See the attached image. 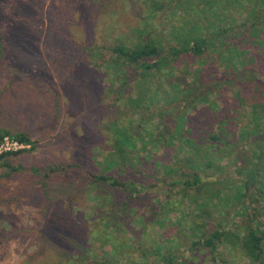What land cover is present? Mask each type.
Wrapping results in <instances>:
<instances>
[{
  "label": "rangeland",
  "instance_id": "374dc122",
  "mask_svg": "<svg viewBox=\"0 0 264 264\" xmlns=\"http://www.w3.org/2000/svg\"><path fill=\"white\" fill-rule=\"evenodd\" d=\"M179 1L185 0H0V131L27 134L36 143L34 150L26 145L25 153L7 158L16 170L0 169V264H259L246 258L233 235L214 252L204 247L203 240L222 227L232 234L258 228L264 238V161L256 181L250 183L239 174L235 158L239 155L243 163L244 157L250 159L264 137V97L253 94L249 85L247 100L241 101L238 89L220 78L210 80L212 73L225 75L233 66L229 60L211 61L207 67V61L201 64L186 56L176 63L181 69L174 76L170 69L169 78L167 71L151 73L146 84L148 95L154 97L147 96L137 110L142 67L106 68L118 59L114 44L130 46L156 39L169 47L177 43L170 39L173 28L183 32L195 19L199 21L201 9V20H216L201 5L203 0H189L184 9ZM262 1L244 0V9L230 11L248 12ZM222 3L228 8L234 5ZM235 13L227 16L232 28L241 32L249 26L243 21L247 16ZM263 56L258 66L264 73ZM121 70L126 72L123 82L118 77ZM195 72L201 74L202 85L194 81ZM178 83L182 89L191 84L198 89L189 98L183 95L187 101L183 97L177 101L172 88ZM216 99L218 111L213 113L211 102ZM254 107L260 119L253 116ZM136 111L145 117L153 114L150 123L138 126ZM230 111L225 138L243 153L220 142L212 149L206 145L211 129L220 133L217 126H210L214 123L210 119ZM181 112L193 119L183 129V136L187 127L196 131L200 151L193 159H200L204 168L208 155L215 152V165L198 170L214 183L211 192L217 199L209 201V207H203V195L195 191L190 192L195 199H186L184 185L173 187L167 176L161 178L164 169L160 173L154 161L138 167L132 163L149 152L167 164L176 160L175 147L167 142L168 149L155 150L148 144V151H140L138 140L130 160L112 170L106 167L114 149L115 122L138 139L146 127L155 134L158 124L165 132L173 131ZM253 119L262 132L238 140L243 125L256 127ZM179 155L180 160L190 159L187 150L181 149ZM180 166L192 172L184 161ZM101 174L132 186L120 189L98 181ZM140 185L145 187L142 193Z\"/></svg>",
  "mask_w": 264,
  "mask_h": 264
},
{
  "label": "trees",
  "instance_id": "16d2710c",
  "mask_svg": "<svg viewBox=\"0 0 264 264\" xmlns=\"http://www.w3.org/2000/svg\"><path fill=\"white\" fill-rule=\"evenodd\" d=\"M188 1L189 0L179 1L178 6L180 5V9H184V5ZM203 1L204 5H201L205 6V8H207V10L216 20H201L200 14L204 12V9H201L198 13L199 21H196L197 19H195L185 28H182L183 32H181L176 27L173 28L170 39L171 41L177 40V43L175 45L164 47L159 40L150 39L145 43L137 45L126 46L123 44H114L112 46V51L118 59L114 61V64H105L107 66L106 68L110 69L111 67H115V64L118 66L121 64H126L130 66H141L143 69L141 74V83H143V89L135 98V106L137 110L141 109V103L147 96L151 99L152 97H154L148 95L150 90L148 89V86L146 84V80L151 77V73L153 74L156 72L167 71L169 78L171 70V74L174 76V71L181 69V66H176V63H178L181 58H186V56L193 57L192 59H196L197 61L201 62V64L207 61V64H209L207 67L211 65V61L224 64L225 61L229 60L233 66H230V69L225 72V75L219 72H215L212 73L210 80H212L213 78H220L222 80V83L224 82V84H230L234 89H238L237 97L241 101L247 100L246 93L247 89H249L250 87H253V94L256 93V96L264 97V89L261 87L264 81H261L260 77L264 76V73L263 71H259L261 67L258 66L260 61H262L260 60L261 54L264 55V1H262L261 3H255V5L251 6L248 12L242 10V12L237 11V13H235L234 10H230L232 8L234 9V7H241L244 9L246 7L244 0H226L228 2H233L234 5H232L231 8L223 5L222 0H216V4L211 0ZM249 1L252 2L256 0ZM220 2L222 3V5L219 4ZM156 7L159 8L158 5H156ZM229 12H231L232 14H237V17L240 18H242L243 15H246L247 17L244 18L243 21L249 24V26H246L243 30H241V32L236 31V29L232 28L233 24L229 20V16H227ZM232 31H234V33H232L234 35L231 34ZM151 59L155 61L149 62ZM186 72L192 74V72L189 70H187ZM120 73L121 76L118 75V77L123 82L125 81L126 72L121 70ZM194 74V81L196 82L198 79V84L202 85V79H200L201 74L198 72H195ZM220 74L221 77H219ZM170 86L171 88L173 87L172 85ZM174 86L176 88V91L174 92L175 88H172V91L177 101L180 100V97L185 98L187 101V98L184 96H187L189 98L194 93V90L198 89L193 88L194 84L188 85L187 90L182 89L179 83L174 84ZM217 99L214 102H211V111L213 113H215V111H218L216 110V105L218 103ZM205 100L207 102V99ZM145 109L149 110L150 105H145ZM238 112L239 110L236 111L237 114ZM257 112V109L254 107L253 116L255 117V119H260V117H257ZM230 113L231 111L228 113L218 112V115H215V117L213 116L212 118L209 113L207 114V118H211V122H213L214 120V123H210V126L213 128L217 126L220 133L216 135L214 134V130L211 129L212 131L210 132L208 143L206 145H212L210 147V149H212L214 148V146H216L217 142H220V144L222 145L231 146L232 149H238L239 152L242 151L243 153L241 147L239 148L237 144L225 138L228 134L224 130V128L228 124L227 118ZM135 114H139L140 116L138 124V126L140 127H142L143 124H149L153 115L151 113H147V117H145L139 111H136ZM182 115L183 114L181 112L176 117L177 124L175 125L173 131L165 132L164 130H162L161 124H158L156 125L155 134L152 132L150 133V130L146 127L144 132L145 134L140 135L138 139L127 133L128 129H126L125 131L123 126H121L120 124L118 125L115 122L111 126V130L114 133L112 138L114 149L112 151L113 153L109 156L110 158L108 159V162H106V167H108L109 170H112L111 167L116 166L119 162L123 160H130L128 157L131 153H133L134 150H136V142L138 140H140L142 143L140 151H148L146 149L148 144H150V146L155 150L168 149V145L172 146V148L175 147V153L172 154V157L175 156L176 160L170 162L169 164L157 160L159 156H156V158H154L152 152H149L148 157L146 158H137V161L133 160L132 162L131 160L129 161V163L132 162L133 164H135V166L138 167V164L142 165L144 164V162L149 163L151 161H154L155 168L159 169L160 173L162 171V168L164 169V173L161 178L167 176L169 178V181H171L170 183L173 187H176V185H184L183 191H185V193L183 195L186 197V199H195V195L193 197L190 196V192L195 191L199 195H203V207H209L208 202L212 201L213 199H217V194L211 192V186L214 185V183L213 181H210L206 175L202 176L201 174H199L198 170L202 169L203 171H205L207 168L215 165L214 163H212L215 152H211V154L208 155L209 160L207 167H200L202 166L199 164L201 160L198 159L197 162L193 159L195 156L194 153L200 151V147L196 146V131L191 127H187L186 135L183 136V129L185 127V124L193 123V119H187V117H184V115ZM117 117H120V115H118ZM255 119H253V121H256ZM251 128L252 127L250 125H243L242 134H240L241 137L238 140L245 141L248 140L249 134L252 135V133H254L259 135L262 132L259 128L258 122L255 128H253L252 130ZM232 137L235 138L234 135H232ZM6 139L15 140L20 144L27 146L30 145L33 150L36 148V143L33 142V140L24 133L13 135L8 131H0V144ZM169 140L170 142H168ZM175 140H179L180 142H178L177 145L173 144ZM166 142L168 143V145ZM181 149H183L184 151L187 150L186 158L190 157L189 160H180L179 153ZM25 152L26 150L2 153L0 155V169L9 168L10 170H16L9 164L7 158L10 156H18ZM252 152L253 153L250 159L244 157V163L241 162L239 155H236L235 157L236 165H238L240 168L239 174L244 175V177L248 179L247 181H249L250 183H254V181H256L260 173L259 166L264 161V137H262V139L258 141L256 147L252 150ZM163 158L166 159L165 154ZM180 161H184L186 166H191L192 172H185L183 167L180 166ZM146 173L147 171H145V174ZM139 174L143 175L144 172H139ZM174 174H177L176 177L174 176ZM97 180L108 184L110 183L111 185L119 187L120 189L125 188L128 190L130 186H132V184L130 185L122 183L112 175L101 174L97 177ZM247 181L243 182L245 187L247 186ZM140 186V193H142V190H144L145 187L143 185ZM134 197L135 193L131 195L129 201L133 200ZM127 203L128 202H126L125 205ZM206 221L207 219H204V223H206ZM114 229L117 231L118 228ZM232 235L234 236L235 240L238 241L237 243L240 244L241 250L245 254L246 258H248L252 263L264 264V238L260 232V229L258 228H247L243 234H241L240 230H237V234H232L229 233L228 230H225L223 227L220 228V230L216 229L203 240L204 247L214 252L216 251L218 245L228 243L229 238H231ZM112 255H116L114 253V250L109 254L111 261ZM99 264L108 263L101 262Z\"/></svg>",
  "mask_w": 264,
  "mask_h": 264
},
{
  "label": "built area",
  "instance_id": "2783aa9c",
  "mask_svg": "<svg viewBox=\"0 0 264 264\" xmlns=\"http://www.w3.org/2000/svg\"><path fill=\"white\" fill-rule=\"evenodd\" d=\"M25 146L26 145L20 144L19 142L15 140L6 139L0 144V153L2 154L4 152H10V151L17 152V151L24 149Z\"/></svg>",
  "mask_w": 264,
  "mask_h": 264
}]
</instances>
